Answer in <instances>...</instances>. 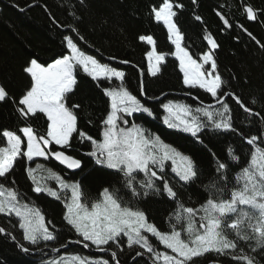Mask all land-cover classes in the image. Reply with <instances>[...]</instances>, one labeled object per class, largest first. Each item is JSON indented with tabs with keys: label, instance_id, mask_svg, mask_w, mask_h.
Instances as JSON below:
<instances>
[{
	"label": "snow or ice",
	"instance_id": "1",
	"mask_svg": "<svg viewBox=\"0 0 264 264\" xmlns=\"http://www.w3.org/2000/svg\"><path fill=\"white\" fill-rule=\"evenodd\" d=\"M239 3L241 14L247 20L259 21L264 16V9H256L243 0ZM65 4L73 18V23L66 25L70 33L62 34L61 43L67 54L61 53L52 62L29 58L23 67L29 81L19 96L12 95L6 85L0 84V102L13 104L23 121L17 130L0 131V140L4 141L0 146V214L18 218L22 240L3 226L0 234L6 235L26 254L36 250L47 256L49 253L45 250L50 243H59L60 232L56 226L13 179L14 167L18 161H24L32 192L45 193L63 203L65 227L79 237L74 242L85 249L95 247L99 252L110 254L109 258L72 254L71 264H121L119 253L125 245L128 249H137L135 257L146 256L145 264H198L199 260L209 257L207 264H264V129L246 135L235 125L232 108L234 103L245 119L259 118L257 122L264 124V92L245 102L242 94L229 90L231 80L218 70L215 50L220 45L211 32L203 37L208 51L194 58L184 46V34L176 22L178 11L185 7L183 3L163 0L161 5L151 7L149 14L166 26L168 39L175 46L183 85L190 90H204L215 101V104L201 102L195 107L172 99L161 102L159 107L165 113L163 125L190 134L201 144L204 143L202 134L210 129L217 133H235L249 146L243 160L234 147L227 149L223 160L213 154V173L201 179L205 173L189 154L166 143L143 124L130 122L129 117L137 113L155 117L152 109L129 89L126 71L108 62L102 63L80 46L78 41H87L79 27L83 14L78 6L87 8L89 0H65ZM230 7L217 5L216 11L227 29L235 26L225 11ZM194 19L202 22L199 15ZM238 26L264 51L261 40L242 24ZM138 40L152 46L147 52L148 71L151 77H156L166 56L157 51L152 35H139ZM115 59L108 57L109 61ZM118 63L127 65L131 61L125 59ZM81 73L97 82L98 87L101 81L107 82L102 92L110 100V110L101 121L100 139L78 128L83 106L74 97ZM137 91L145 96L142 79ZM44 117L46 127L40 131L33 121ZM74 137L81 144L89 142V150L84 155L114 176L94 196L85 191L81 180L74 176L65 178L40 162L41 159L58 162L74 174L82 171V159L70 154L74 152ZM49 179L55 180L57 187L51 186ZM193 185L203 193V199L197 203L189 196L186 203L180 192ZM152 197L167 199L173 204L165 229L150 219L142 207ZM11 227L15 229L17 225ZM66 247L61 243L50 251L59 253ZM0 264L6 262L0 258ZM45 264H68V258L61 255L47 259Z\"/></svg>",
	"mask_w": 264,
	"mask_h": 264
},
{
	"label": "trees",
	"instance_id": "2",
	"mask_svg": "<svg viewBox=\"0 0 264 264\" xmlns=\"http://www.w3.org/2000/svg\"><path fill=\"white\" fill-rule=\"evenodd\" d=\"M162 2L163 0H89L87 8L78 6L79 12L83 14V23L79 27L87 43L78 42L87 54L96 56L102 63L108 62L125 70L129 89L154 113L155 118L143 113L134 114L129 117L130 122L134 120L138 124H143L159 134L166 143L189 154L205 173L201 179H206L213 173L215 167L213 154L223 160L227 156V149L234 147L242 154L243 160L246 158L244 154L248 152L249 146L235 133H217L210 129L202 134L204 143L201 144L190 134L168 129L163 125L162 116L165 113L159 107L161 102L172 99L193 107L199 106L191 98L169 95L158 102H150L139 95L137 84L141 75L138 69L142 71L145 94L150 99L167 92L170 94L191 92L202 102L214 101L204 90H190L183 85L179 61L173 56L175 47L168 39L167 29L162 22H156L149 14L151 7L159 6ZM174 2L183 3L185 6L178 11L176 22L184 34V46L193 53L194 58L197 54L202 55L203 52L208 51L209 46L203 37L211 32L220 45L215 50L218 70L225 78L231 80L232 87L229 90L242 94L245 102L253 95L259 96L264 92V51L238 26L242 24L264 43V16L260 17L259 21L247 20L241 14L239 0H196L195 4L192 0H174ZM243 2L253 5L256 9H264V0H243ZM225 4L232 6L230 9H225L230 22L235 25L231 29L224 28L222 21L216 15L217 5ZM66 8L65 0H0V84L6 85L12 95L19 96L21 90L28 84L29 77L23 72V67L29 58L39 57L40 62H52L55 58H59L61 53L67 54L61 43L62 34L70 33L66 25L73 23V18ZM195 15L201 16L202 22H197L194 19ZM105 20L107 23H104ZM71 34L75 37V33ZM139 35H152L156 41L157 51L166 56L161 71L156 77H151L148 71L147 52L152 50V46L147 45L145 41H139ZM89 47L99 49L100 54ZM110 56L119 60L127 59L131 61V65L122 66L109 62L105 57ZM78 81L74 99L83 106V110L79 111L78 128L93 138L100 139L101 121L110 110V100L102 92V87L107 82L101 81L98 87L97 82L82 73L78 76ZM232 108L236 117L235 125L246 135L257 134L262 129V124L257 122L259 118H252L249 121L245 119L237 105L233 103ZM45 120L46 117L33 121V124L40 131H44ZM22 126L23 121L15 112V106L0 102V131L17 130ZM18 134L22 136V133L18 132ZM73 143L74 152L70 151V154H76L77 158L82 159V171L77 170L74 174L72 170H66L57 162H44L42 159L40 162L46 163L65 178L74 176V179L81 180L85 191L94 196L102 186H107L113 181L114 176L109 170L95 166L91 158L84 155L89 150V142L81 144L74 137ZM3 145L4 141L0 140V146ZM13 173V179L19 189L41 207L46 219L50 220L60 232L59 243L52 242L49 246L59 247L67 239H79L65 227V221L62 219L63 203L45 193L32 192V184L26 175L24 161H18ZM229 177L231 179V172ZM53 185L56 186L55 183ZM180 196L186 203L189 196L197 203L203 199V193L195 185L181 191ZM142 207L161 229L167 227L166 217L173 208L171 202L152 197L144 201ZM9 221L11 225L17 227L13 229ZM0 226L13 231L17 239L22 240V230L18 229V220L13 216L5 217L0 214ZM136 250L128 249L125 245L124 250L119 253L121 264H129ZM64 252L90 254L77 246L70 247ZM52 254L50 252V255ZM50 255L23 253L6 235L0 234V258L6 264H39ZM100 256L109 258L108 254ZM208 259L210 257L199 260L198 264H207ZM146 261L144 258H138L131 264H145Z\"/></svg>",
	"mask_w": 264,
	"mask_h": 264
},
{
	"label": "water",
	"instance_id": "3",
	"mask_svg": "<svg viewBox=\"0 0 264 264\" xmlns=\"http://www.w3.org/2000/svg\"><path fill=\"white\" fill-rule=\"evenodd\" d=\"M90 49H92L93 51H95L96 53H98L99 54V52H97V50L96 49H93V48H91V47H89ZM105 59L107 60V61H109L108 60V57H105ZM120 60L119 59H115V60H111V61H109V62H113V63H117V64H119L118 62H119ZM120 65V64H119ZM129 65H131V64H127V65H122V66H129ZM139 72H140V75H141V79L143 80V74H142V71L139 69ZM169 95H176V96H179V97H184V98H191V99H193L196 103H198L199 105L201 104V100L197 97V96H195V95H188L187 93H172V94H170V93H164L163 95H161V96H159V99H150V98H148L147 96H146V94H145V96H142V98L143 99H145V100H147V101H150V102H158V101H160V100H162V99H164L165 97H167V96H169ZM204 104H208V103H205V102H203ZM212 104H215V102L214 103H212ZM217 106V105H216ZM262 129H264V124H262ZM58 163V162H57ZM70 171V170H69ZM75 240H70V241H68V245H76V246H79V247H81V248H83V246H82V244H77V243H75L74 242ZM67 248V247H66ZM66 248H61L60 249V251H62V250H65ZM84 250H86L87 252H89V253H92V254H98V255H104V254H108V255H110L108 252H99V251H97L95 248H92V247H90V248H88V249H85V248H83ZM39 251H33L31 254H36V253H38ZM54 252V251H53ZM54 253H56V252H54ZM138 258H144V259H146L147 260V257L145 256V257H133V259L131 260V262L129 263V264H131L132 262H134L136 259H138Z\"/></svg>",
	"mask_w": 264,
	"mask_h": 264
},
{
	"label": "rangeland",
	"instance_id": "4",
	"mask_svg": "<svg viewBox=\"0 0 264 264\" xmlns=\"http://www.w3.org/2000/svg\"><path fill=\"white\" fill-rule=\"evenodd\" d=\"M166 27V26H165ZM175 47V46H174ZM87 54V53H86ZM173 56L175 57V51H174V54H173ZM207 67V66H206ZM177 101V100H176ZM181 102V101H180ZM217 107H219V106H217ZM34 166V165H33ZM56 172V171H55ZM61 175V174H60ZM62 176V175H61ZM48 183L51 185V186H53V187H57V185H56V182H55V180H53V179H49L48 180ZM53 183H55V185L56 186H54L53 185ZM14 217V216H13ZM14 218H16V217H14ZM17 220H18V218H16ZM68 240H71V238L70 239H67L66 241H65V243L64 244H66L67 243V241ZM75 240H77V239H75ZM50 247V246H49ZM51 248H53V247H51ZM93 248H95V247H93ZM142 249H140V251H141ZM66 251V250H65ZM143 251V250H142ZM48 253H49V255H50V252L49 251H47ZM72 254H76V253H65L64 251L63 252H60V253H56V254H52V255H50V257L48 258V259H51V258H55V257H59V256H61V255H63V256H66L67 258H68V264H71V256H72ZM80 254V253H79ZM48 255V256H49ZM80 255H87V256H91V257H103V258H106V257H104V256H96V255H98V254H92V253H90L89 255L88 254H80ZM47 259H45V260H42V261H40L39 262V264H45V261H46Z\"/></svg>",
	"mask_w": 264,
	"mask_h": 264
},
{
	"label": "bare ground",
	"instance_id": "5",
	"mask_svg": "<svg viewBox=\"0 0 264 264\" xmlns=\"http://www.w3.org/2000/svg\"><path fill=\"white\" fill-rule=\"evenodd\" d=\"M22 11V10H21ZM100 54V53H99ZM139 70V69H138ZM215 101H213L212 103H214ZM217 106H219V105H217ZM216 106V107H217ZM71 240H75V239H71ZM68 241H70V240H68ZM68 241H67V243H66V245H67V248L65 249V250H67V249H69L70 247H73V246H76V245H68ZM15 243V242H14ZM16 244V243H15ZM77 247H79V246H77ZM81 248V247H80ZM93 248V247H92ZM50 249H51V247H49L48 249H46L45 251L47 252V251H49V252H51V253H54L53 251H50ZM83 249V248H82ZM65 250H62V251H60V252H63V251H65ZM84 250V249H83ZM33 251H36V250H33ZM86 251V250H85ZM59 252V253H60ZM40 252H38V253H36V254H39ZM36 254H32V255H36ZM54 254H56V253H54Z\"/></svg>",
	"mask_w": 264,
	"mask_h": 264
}]
</instances>
